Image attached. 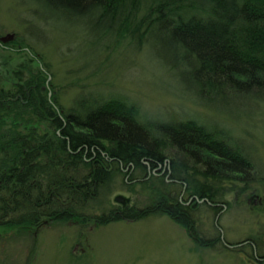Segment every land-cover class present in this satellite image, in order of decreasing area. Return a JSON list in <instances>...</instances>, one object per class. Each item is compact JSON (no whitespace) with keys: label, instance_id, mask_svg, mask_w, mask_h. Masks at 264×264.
<instances>
[{"label":"trees","instance_id":"trees-1","mask_svg":"<svg viewBox=\"0 0 264 264\" xmlns=\"http://www.w3.org/2000/svg\"><path fill=\"white\" fill-rule=\"evenodd\" d=\"M40 1L69 19L97 17L99 38L146 41L195 96L264 99V0ZM27 73L23 80L0 74V224H17L19 218L30 224L48 212L54 220L77 216L98 224L167 215L198 246L222 241L217 229L209 237L201 228L202 208H209L216 220L224 207L211 203L226 204V195L240 182L239 190H246L255 169L225 131L192 117L150 118L138 104L108 90L84 94L96 90L91 87L65 107L41 69L27 68ZM17 160L25 173L35 162L24 181L16 180ZM164 162L172 167L170 178L148 175L149 165ZM34 178L42 180L38 187L45 190L52 184L60 195H53L50 203L43 195L37 204L40 195H26L19 205L14 194L30 191ZM119 181L133 199L100 214L86 212L94 204L103 207L102 195ZM185 186L189 195H181Z\"/></svg>","mask_w":264,"mask_h":264},{"label":"rangeland","instance_id":"rangeland-1","mask_svg":"<svg viewBox=\"0 0 264 264\" xmlns=\"http://www.w3.org/2000/svg\"><path fill=\"white\" fill-rule=\"evenodd\" d=\"M82 17L85 21L69 19L40 0H0V37L14 34L10 41L0 43L3 79L23 80L29 75L27 68L41 69L56 86L59 102L65 107L91 87L96 90L84 94L108 90L135 102L150 118L192 117L225 131L255 161L254 173H249L253 181L246 190H239L240 182L228 192L227 208L219 214L218 224L213 212L202 208L201 228L209 237L216 229L221 233V228L226 242L252 241L259 247L257 255L263 254L264 207L254 205L246 195L264 196V99L195 96L146 41L99 38L102 27L97 17ZM6 87L17 91L10 83ZM126 180L130 182V177ZM111 188L102 195L103 207L94 204L86 212L100 214L134 198L121 181ZM21 228H0V264H258L251 243L234 248L223 241L213 247L198 246L167 215L108 224L75 216L49 220L36 233V229Z\"/></svg>","mask_w":264,"mask_h":264},{"label":"flooded vegetation","instance_id":"flooded-vegetation-1","mask_svg":"<svg viewBox=\"0 0 264 264\" xmlns=\"http://www.w3.org/2000/svg\"><path fill=\"white\" fill-rule=\"evenodd\" d=\"M18 131H20V132H26V131H28V129H26V128H19ZM34 165H35V162H33L31 168L27 171L28 173L31 172V171H33L35 169V166ZM16 167H17V170H18V176H17L16 180L17 181L18 180L19 181H24L25 178H26L25 175H26L27 172L25 173V170L22 167L20 160H17L16 161ZM49 169H50V165H49ZM171 169H172V167L170 166V164L168 162L161 163L157 167H152L151 165H149L148 166V175H151V173H159V175H166L167 178H170L171 172H172ZM35 179L36 178H34V180L31 182L30 191L19 190V191H17L14 194V195H16V198H17V200L19 202V205H21L23 203V201L25 200V196L26 195H40L41 197L39 199L38 198L36 199V204H37V202H40V203L42 202V200L44 198L43 195H46L47 203L52 202L53 195H60L59 193H56L55 192L56 187L52 186V184H49V187H47V189H45V190L42 189V187L40 185L38 187V181L39 180H35ZM172 181H176V179H173ZM39 182L42 183V180L40 179ZM18 195H19V198H18ZM62 195H65V194H62ZM181 195H189V193L186 190V186H185L183 192L181 193ZM246 196H247V199L248 200H250V201L254 200L255 201L254 202V205H256L258 203L259 205H262L264 207V196L263 195H246ZM195 198L198 199L197 196ZM211 205H213V206H222V207H224V210L227 208V206L225 204H222V203L221 204H212L211 203ZM251 208H253V206ZM18 211H21V210H18ZM221 212H219L217 214V217L218 218H219V214H221ZM62 213L64 215H67L68 214V209L67 208L64 209ZM48 214L49 215H43L40 218H33L30 224H23V223H21L22 219L19 218V223L13 224V225H8L6 223H2V224H0V228L1 229L2 228L13 229V228H18V227H23L21 229H24V230H28V229L33 230V229H36L35 230V233H36L37 231H39L40 228H42L44 225L48 224L49 223V220L50 221L54 220L52 214H50L49 212H48ZM217 217H216V220H217ZM222 241L228 247H231V248L238 247V246H241V245L246 244V243H251V245H252V247L254 249V253H255L254 257H255L256 261H258L257 263L258 264H261L264 261V253L257 255L256 251H257V249H259V247L256 248L254 246V244L252 243V241L246 240V241H242V242H239V243L226 242L225 240H222Z\"/></svg>","mask_w":264,"mask_h":264},{"label":"water","instance_id":"water-1","mask_svg":"<svg viewBox=\"0 0 264 264\" xmlns=\"http://www.w3.org/2000/svg\"><path fill=\"white\" fill-rule=\"evenodd\" d=\"M13 37H14V34H7L6 36H1V37H0V43H1V44H4V43L10 41ZM50 95H51V94H50ZM197 198H198V197H197ZM118 200L121 201V202H123V201H124V198L118 197ZM198 201H199V202H204L205 199H199V198H198ZM216 222L218 223V217H217ZM220 231H221V233H222V229H221V228H220ZM221 237H222V240H224V235H223V234L221 235Z\"/></svg>","mask_w":264,"mask_h":264},{"label":"bare ground","instance_id":"bare-ground-1","mask_svg":"<svg viewBox=\"0 0 264 264\" xmlns=\"http://www.w3.org/2000/svg\"><path fill=\"white\" fill-rule=\"evenodd\" d=\"M253 160V159H252ZM252 162H254L255 163V161H252ZM256 164V163H255ZM205 167V166H204ZM176 168V167H175ZM205 169V168H204ZM202 171H203V169H202ZM130 173V172H129ZM135 173V172H134ZM241 173V172H240ZM132 174H133V172H132ZM151 174H153V173H151ZM178 174H180V173H178ZM127 175V174H126ZM239 175V174H238ZM136 176V175H135ZM230 176V175H229ZM229 176H227V177H229ZM244 176V175H243ZM233 177V176H232ZM235 177H237V176H235ZM125 178V177H124ZM226 178V177H225ZM224 178V179H225ZM129 179V178H128ZM132 179H134V178H132ZM138 179V178H137ZM223 179V180H224ZM234 180V179H233ZM236 180V179H235ZM229 181V180H228ZM238 181V180H237ZM240 181V180H239ZM139 182V181H138ZM184 183V182H183ZM210 185H211V183H210ZM208 186H209V184H208ZM207 188V187H206ZM191 193V192H190ZM31 194V193H30ZM39 194V193H38ZM192 194H193V192H192ZM219 220V219H218ZM225 237V236H224Z\"/></svg>","mask_w":264,"mask_h":264}]
</instances>
